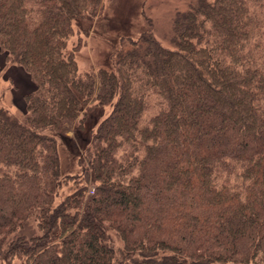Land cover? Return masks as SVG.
<instances>
[{
    "label": "trees",
    "instance_id": "trees-1",
    "mask_svg": "<svg viewBox=\"0 0 264 264\" xmlns=\"http://www.w3.org/2000/svg\"><path fill=\"white\" fill-rule=\"evenodd\" d=\"M102 8L0 0V51L28 79L21 119L0 106V262L264 264V0L190 2L169 46L146 18L80 74L73 23ZM98 107L74 181L57 136Z\"/></svg>",
    "mask_w": 264,
    "mask_h": 264
},
{
    "label": "rangeland",
    "instance_id": "rangeland-1",
    "mask_svg": "<svg viewBox=\"0 0 264 264\" xmlns=\"http://www.w3.org/2000/svg\"><path fill=\"white\" fill-rule=\"evenodd\" d=\"M193 1L195 0H103L100 14L95 17L87 16L73 23L74 36L71 42L79 46L75 53L78 72L80 74L95 72L110 62L109 58L118 49L122 38L134 39L147 28L146 18L151 19V27L149 25L148 28H154L153 34L164 46H169L167 35L174 13L185 10ZM19 70L6 63L4 54L0 51V106L21 119L24 111L22 94L26 91L25 82L28 83V79L25 77L21 80V87L17 89L19 80L15 77V71L21 76ZM12 71L17 82L10 77ZM109 111V107L94 108L88 114L82 128L76 129L74 124L70 131L57 136V150L63 175L72 176L74 181L78 180V175H84L86 179L82 166L78 164L79 151ZM82 186L69 182V185L60 191V197ZM110 240L115 249L120 247L114 235L110 234ZM7 264L24 262L14 259Z\"/></svg>",
    "mask_w": 264,
    "mask_h": 264
},
{
    "label": "crops",
    "instance_id": "crops-1",
    "mask_svg": "<svg viewBox=\"0 0 264 264\" xmlns=\"http://www.w3.org/2000/svg\"><path fill=\"white\" fill-rule=\"evenodd\" d=\"M18 69V68H17ZM20 72H21V76H18L19 74L15 71V77H16V79H18V80H21V79H24L26 76H25V74H24V72L22 71V70H19ZM18 74V75H17ZM10 77L12 78V79H15V77L13 76V71H12V74L10 75ZM21 77H23V78H21ZM15 79V80H16ZM16 82H17V80H16ZM18 83V86H19V88L18 89H20V83L19 82H17ZM21 95V94H20Z\"/></svg>",
    "mask_w": 264,
    "mask_h": 264
}]
</instances>
